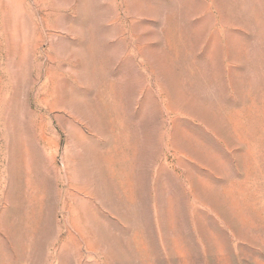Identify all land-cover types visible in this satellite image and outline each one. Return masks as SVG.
I'll return each mask as SVG.
<instances>
[{
	"label": "rangeland",
	"instance_id": "374dc122",
	"mask_svg": "<svg viewBox=\"0 0 264 264\" xmlns=\"http://www.w3.org/2000/svg\"><path fill=\"white\" fill-rule=\"evenodd\" d=\"M0 264H264V0H0Z\"/></svg>",
	"mask_w": 264,
	"mask_h": 264
}]
</instances>
